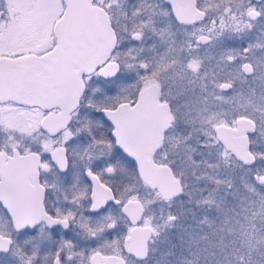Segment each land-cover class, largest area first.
Returning <instances> with one entry per match:
<instances>
[{"label": "flooded vegetation", "instance_id": "flooded-vegetation-1", "mask_svg": "<svg viewBox=\"0 0 264 264\" xmlns=\"http://www.w3.org/2000/svg\"><path fill=\"white\" fill-rule=\"evenodd\" d=\"M23 1L0 0V41L15 38L24 47L0 50V56L40 55L55 45L53 24L43 46L33 17L24 21L21 16L17 24V19H9L8 11ZM166 2L162 28L156 0H93L107 13L115 42L103 62L81 74L83 92L69 123L59 132L49 134L40 128L48 111L15 102L0 103V108L42 111L40 136L35 129L22 134L20 127L7 123L0 113V251L8 248L6 254L13 256L16 264H26L32 245L24 241L29 239L39 245L35 264H44L45 256L51 260L58 247L65 257L72 255L63 264H104L107 256L118 258L121 264H149L154 229L147 218L151 209L158 220L166 217L169 205L176 214L182 209L176 227L177 249L183 245L193 249L188 228L200 232L201 237H210L214 231L198 223L194 219L198 214L186 209L197 207L196 201L190 203L183 197L186 187L173 175L171 158L178 153L184 156L190 151L195 169L192 189L205 190L198 201L204 194L211 197L206 193L218 192L231 207L229 193L235 185L244 189L247 185L253 196L262 189L263 183L254 174L264 173V161L257 156L264 152L258 127L264 114V83L242 82L236 75L240 62L230 63L226 55L229 49L236 55L249 42L260 55L256 45L264 48V0ZM23 10L17 13L23 12L27 18L29 11ZM112 63L117 65L115 72L108 69ZM107 112H111L110 117ZM9 131L14 136L10 137ZM91 133L111 140L112 148L101 153L90 139ZM117 146L132 163L117 158L113 173L106 171L107 166L97 167L101 155L107 160ZM149 163L168 167L181 192L164 191L162 177L151 176ZM90 169H95L93 175H88ZM239 173L247 174L246 183L235 182L234 175ZM203 174H207L205 178ZM114 192L123 206L100 216L89 214L112 201ZM135 202L139 203L136 208ZM139 208V220L133 222ZM221 210L226 217L223 207ZM69 212L75 218L65 221ZM109 215L117 220L111 230L105 220ZM65 223L70 236H64ZM57 224L59 238L51 235V227ZM100 225H105L104 231L93 237L89 227L95 231ZM144 226H150L153 234L147 256L137 258L129 250V238L134 227ZM30 227H37V236L20 237V232ZM65 242L72 247H66ZM225 244L222 241L227 248Z\"/></svg>", "mask_w": 264, "mask_h": 264}, {"label": "water", "instance_id": "water-1", "mask_svg": "<svg viewBox=\"0 0 264 264\" xmlns=\"http://www.w3.org/2000/svg\"><path fill=\"white\" fill-rule=\"evenodd\" d=\"M64 8L54 21L55 45L43 54L18 57L0 56V103L15 102L22 106L48 111L40 120V128L55 134L70 121L71 111L83 92L81 74L94 70L113 48L115 35L107 13L93 0H62ZM108 69L117 70L112 63ZM107 69V70H108ZM105 75V74H104ZM58 107L60 111L53 112ZM111 112H107L110 117ZM151 166V163H149ZM151 176L162 177V189L181 192L168 167H150ZM139 205L134 203V207ZM136 208V207H135ZM141 209L132 220L137 222ZM150 226L134 227L130 251L137 258L147 256ZM104 264H121L114 256L103 257Z\"/></svg>", "mask_w": 264, "mask_h": 264}, {"label": "rangeland", "instance_id": "rangeland-1", "mask_svg": "<svg viewBox=\"0 0 264 264\" xmlns=\"http://www.w3.org/2000/svg\"><path fill=\"white\" fill-rule=\"evenodd\" d=\"M20 7V8H19ZM22 7V8H21ZM18 9L21 11L23 9H28V16L26 18L25 13L22 12L21 15L17 13ZM63 10V1L62 0H25L22 3H18L12 10L8 11V17L9 19H17L16 24L20 22V17L22 16V19L24 21H29L30 17H33V25H37L38 28V34L42 39V44L44 46L45 44V37H48L50 34V27L52 26L53 22L61 15ZM27 11V10H23ZM32 25V24H30ZM23 42H17L15 38L12 39L11 42L8 40L0 41V50H19L22 47L21 45ZM0 113L4 117V119L7 121V123L15 125V128L20 127L22 134L23 133H30L32 130H36L37 134L40 136V132L38 131V122L42 116V111L39 109H22L20 107L16 106H6L0 108ZM8 127V126H7ZM9 129V128H8ZM9 136H14L13 131H9ZM170 145V143H169ZM170 150V149H169ZM171 161L173 163V175L176 176V178L180 179L183 183L184 188L186 187V193L183 194V197L188 200L190 203H195L196 201V207L194 209H190L188 206L186 209L190 213H194L195 215L198 214L199 217H194V219L201 224V220H204L203 224H206L209 229L211 228L213 232L214 239L212 238V235L210 233L209 240H208V248L207 250L204 249V253H208L206 256H209L212 264L216 260H224L225 255L232 253L234 248H238L241 242L244 243V251H247L248 247V238L241 236V226L240 224L236 223V220L238 218H242L245 215L248 216L247 220L243 221V228L244 231L248 233V236H251L252 244L256 246L260 251H264V246L256 245V236L259 235V229L264 227V223H261L259 217L256 218L255 221V231L253 230V226L250 223V221L253 219L251 216V213L253 211L260 212L261 211V202L264 201V180H260L262 185V189L256 191V196H253L248 191V186L246 185V189L240 188L239 186L235 185L230 190V196L232 197L233 201L231 204V208L233 211L229 214L231 216V219H228L227 217H222L223 212L221 209H218L216 207V204L219 203L223 198V196L219 195L217 192H213L211 194V197H204L206 198H213L214 203L204 205V204H197L199 200V196L201 197V192L205 193V190L196 188V190L192 189L194 187V184L192 182V179L195 175V169L193 168L192 163V157L190 154V151H187V154L183 156V153H178V155L175 157V159L171 158ZM207 174H203L202 176L205 178ZM230 175H233L230 173ZM237 176V177H236ZM231 183L233 181L228 179ZM235 182H241L242 184L247 182V174L246 173H239L234 175ZM234 184V183H233ZM190 187V190H189ZM192 189V190H191ZM201 194V195H199ZM206 195H210L206 193ZM184 205V203H183ZM182 205V207H183ZM214 206V207H212ZM212 207V208H211ZM153 208V207H152ZM247 208L248 212L245 213L244 209ZM184 209V207H183ZM210 209V210H209ZM175 213V211H172ZM168 213V212H167ZM182 214V209H181ZM152 209L150 217L147 218V222L153 227L154 229V235L150 242V258H149V264H155L156 261H160L161 264L169 261L168 258H166V253L170 252V246L173 243L170 236L173 234L177 238V228L171 227L165 231V226L162 225L158 218L156 221H153L152 219ZM206 218V219H204ZM227 220V222H225ZM228 225V226H227ZM163 226V227H162ZM163 228V231H162ZM229 229H232V232L229 231ZM191 233H190V231ZM188 235L189 237L192 236V242L193 245L197 246V243L201 241L200 232L191 230L188 228ZM216 237V238H215ZM219 237V238H218ZM222 241L226 242L227 248L223 247ZM173 245V244H172ZM230 245V246H229ZM227 251V252H226ZM215 253V255H213ZM159 257V259H155L154 257ZM154 256V257H153ZM253 258L258 259L257 252H253ZM164 259V260H162ZM166 264V263H165Z\"/></svg>", "mask_w": 264, "mask_h": 264}, {"label": "snow or ice", "instance_id": "snow-or-ice-1", "mask_svg": "<svg viewBox=\"0 0 264 264\" xmlns=\"http://www.w3.org/2000/svg\"><path fill=\"white\" fill-rule=\"evenodd\" d=\"M147 2V0H145ZM156 5L160 10V15L162 17L161 21V27L163 28V18H166V9L168 8V4L166 0H156ZM151 22V21H149ZM133 37H136V33H132ZM133 43H135V39H133ZM256 48L260 50V55H257L256 51L253 48V45L251 42L243 45L242 49L240 50L239 53L236 55H232V50L229 49L228 53L226 55V59L230 63H234L239 61L240 62V68L236 69V75L240 76L242 78V82H256L260 81L264 83V48H261L260 45H256ZM135 59V57H133ZM129 67H132L131 64H129ZM247 68V72H243L241 69ZM119 73H117L116 78H119ZM221 87H225V85H221ZM264 95V94H262ZM95 115H99V112L95 113ZM105 123L107 124L108 121L106 120ZM258 127L260 130V137L262 140H264V114H262L259 117V122H258ZM83 139V137H81ZM90 139L93 141L94 145L98 146L100 148L101 153L104 152L105 149H111L113 146V143L111 140L105 141L102 138L98 137L95 133H91ZM75 143V141H72ZM257 156L259 157L260 161H264V152L257 153ZM117 158L119 160H122L125 163H132L130 161L129 156H127L124 151L120 147H115L114 150L108 155V159L105 160L104 156L101 155V158L96 161V166L101 167V166H107L106 171L108 173H113L114 168L112 165H114L117 161ZM95 173V169H90L88 172V175H93ZM254 178L258 180H264V173H255ZM229 187H231V184H229ZM211 195V194H210ZM264 195V193H262ZM213 198H206L198 201V204H204L208 205L211 203H214ZM120 205L123 206V201L119 198H116V194L114 192V199L112 201L107 202L104 206L100 207L98 211L92 210L89 214L92 216H100L101 213H107L109 209ZM227 201L226 199H222L219 203L216 204V207L218 209H221L223 207V210L225 212V216L228 219H231V216L229 215L233 209L231 207L226 206ZM261 211L260 212H255L253 211L251 213V216L253 219L250 221V223L253 226V230L255 231V221L256 218L259 217L261 223H264V201L261 202ZM245 213L248 212V209H244ZM182 214H176L171 211V206L169 205V211L165 216H161L159 222L165 226V231L167 228L171 227H177L179 226V221L181 219ZM74 219L75 214L72 212L67 213L64 216V220L67 221L69 219ZM153 221H156V216L153 214L152 216ZM206 219V218H204ZM248 216L245 215L242 218H238L236 220L237 224H240L241 226V236L242 237H247L248 238V247L247 251H244V243L243 241L239 245L238 248H234L232 253L225 255L224 260H216L213 262V264H264V251H260L256 246L252 244V237L248 236V233L244 231L243 228V221L247 220ZM107 221V228L109 230L113 229L117 223V220L113 218L111 215L107 216L105 218ZM201 223L204 222V220L200 221ZM227 222V220L225 221ZM65 227V232L64 236H70L71 233L67 231L68 224H64ZM105 225H100L95 231L89 227V231L91 232L92 236L95 237L96 232H103L104 231ZM37 227H30V228H24L22 232H20V237L28 236L30 238H35L37 236ZM230 232H232V229H229ZM51 235L53 237L59 238L60 237V227L59 224L55 227H51ZM109 235H111V232H109ZM256 245L264 246V227L259 229V235L256 236ZM25 245H32V251L30 253H27V260L26 264H35L36 260L39 259L37 255V248L39 247L38 243H34L31 239L25 240L24 241ZM66 247H72L71 243L65 242ZM19 249V246H17ZM9 251L8 248H4L2 251H0V264H16L15 260L13 259V256H9L6 253ZM253 252H257L258 254V259L253 258ZM77 253H73L75 255ZM171 253H166L165 255H170ZM15 255V253H13ZM215 255V253H213ZM71 260L72 255H69L65 257L62 254V249L57 248L55 252L52 255L51 260H49L48 256L44 257V264H63L65 260ZM81 264H83V261H81ZM155 264H161L160 261H156ZM207 264V261H206Z\"/></svg>", "mask_w": 264, "mask_h": 264}, {"label": "trees", "instance_id": "trees-1", "mask_svg": "<svg viewBox=\"0 0 264 264\" xmlns=\"http://www.w3.org/2000/svg\"><path fill=\"white\" fill-rule=\"evenodd\" d=\"M167 230H171V229L167 228ZM170 238L173 241L172 243L173 245L171 244L170 246L169 253L171 254L166 256V258L169 259V261L165 262L166 264H206V261L207 264H212L209 256H206L208 253H204L203 251L204 249L207 250L208 248L209 236H206L205 238H201V241L197 243V246L193 245V249H190L188 246L183 245L180 251L177 249L178 242L175 235L173 234L172 236H170ZM154 258L159 259V257L156 256Z\"/></svg>", "mask_w": 264, "mask_h": 264}]
</instances>
